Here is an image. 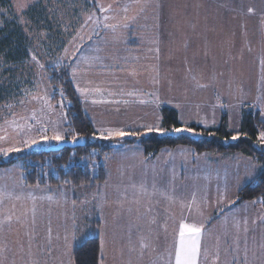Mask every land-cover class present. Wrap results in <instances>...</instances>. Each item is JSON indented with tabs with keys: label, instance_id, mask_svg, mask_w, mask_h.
<instances>
[{
	"label": "rangeland",
	"instance_id": "rangeland-1",
	"mask_svg": "<svg viewBox=\"0 0 264 264\" xmlns=\"http://www.w3.org/2000/svg\"><path fill=\"white\" fill-rule=\"evenodd\" d=\"M12 1L31 46L21 64L0 61V156L75 140L45 70L59 63L105 139L194 134L189 124L217 126L224 112L236 131L248 106L264 116V0ZM164 106L183 131H163ZM115 145L97 161L109 179L93 189L27 186L20 163L0 169V264H75L96 218L102 264H176L185 223L201 227L198 264H264V207L222 213L260 171L256 160L190 146L148 158L139 144Z\"/></svg>",
	"mask_w": 264,
	"mask_h": 264
},
{
	"label": "trees",
	"instance_id": "trees-1",
	"mask_svg": "<svg viewBox=\"0 0 264 264\" xmlns=\"http://www.w3.org/2000/svg\"><path fill=\"white\" fill-rule=\"evenodd\" d=\"M129 38L130 41L134 40L132 36ZM30 46L31 39L19 22V17L13 12V1L0 0V61L4 60L9 65L21 64L29 57ZM45 70L54 89L53 99L65 102L67 126L70 134L75 137L72 141L84 139L85 142L75 148L58 146L52 149L51 146H40L0 156V169L16 163L22 165L23 181L27 186L71 185L76 189L102 186L108 181L110 174L105 165L97 161L111 156L116 150L115 143L139 144L148 158L157 156L164 148L190 146L197 153L240 152L252 157L261 165L258 174L241 187L235 202L222 213L247 202L264 207V142L259 140V135L264 130V116L260 109L244 107L241 126L236 131L229 128L228 114L224 112L217 126L189 124L188 127L195 131L194 134H168L158 131L145 133L144 129H138L122 138L105 139L99 136L93 120L84 109L83 101L73 83L71 66L59 63L46 66ZM182 126L179 111L174 107L164 106L161 120L163 131ZM93 170L96 172L93 173ZM99 227L100 221L96 218L90 232L76 243L73 251L75 264H102Z\"/></svg>",
	"mask_w": 264,
	"mask_h": 264
},
{
	"label": "snow or ice",
	"instance_id": "snow-or-ice-1",
	"mask_svg": "<svg viewBox=\"0 0 264 264\" xmlns=\"http://www.w3.org/2000/svg\"><path fill=\"white\" fill-rule=\"evenodd\" d=\"M107 10V9H105ZM251 11V9H249ZM127 26V25H125ZM156 131H162L161 129H155ZM184 129L174 128L173 131L180 132ZM191 131V129H187ZM125 133L122 130L112 132L109 131V135H119L123 136ZM236 137H233L235 139ZM53 140H62L63 137L57 133L51 137ZM75 139V137H74ZM260 142H264V132H261L259 135ZM33 144L37 141L33 140ZM11 151H20V149H11ZM141 192H146V189L141 186ZM9 219H11L9 217ZM201 227H198L194 224H182L179 231V248L175 254L176 264H198V259L201 255ZM67 240V237H65ZM146 246V245H145ZM217 259L219 256L217 255Z\"/></svg>",
	"mask_w": 264,
	"mask_h": 264
},
{
	"label": "water",
	"instance_id": "water-1",
	"mask_svg": "<svg viewBox=\"0 0 264 264\" xmlns=\"http://www.w3.org/2000/svg\"><path fill=\"white\" fill-rule=\"evenodd\" d=\"M84 142H85L84 139H79V140H76V141H65L63 143L51 146L50 148L54 149V148H57L58 146H60V147L71 146V147L75 148V147H77L79 145H83Z\"/></svg>",
	"mask_w": 264,
	"mask_h": 264
}]
</instances>
